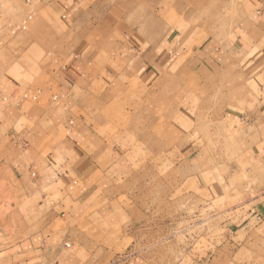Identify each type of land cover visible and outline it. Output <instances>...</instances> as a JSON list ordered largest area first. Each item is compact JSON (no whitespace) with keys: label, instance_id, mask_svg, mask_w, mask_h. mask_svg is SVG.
I'll use <instances>...</instances> for the list:
<instances>
[{"label":"crops","instance_id":"obj_1","mask_svg":"<svg viewBox=\"0 0 264 264\" xmlns=\"http://www.w3.org/2000/svg\"><path fill=\"white\" fill-rule=\"evenodd\" d=\"M7 9L15 10L16 20H24L25 24L20 25L23 30L31 25L32 35L24 40L31 44L47 41L45 48L34 43L28 51L15 54L20 77L11 78L13 86L4 85L7 95L15 99L17 90L22 91L24 96L18 103L21 109L30 99L38 105L63 104V110L79 113L69 119H77L81 131L77 126H66L69 139L77 137L86 142L94 136L98 143L94 153L106 159L105 163L97 159L96 164H76L70 158L63 164H53L50 156L52 160L30 165L34 184L39 189L52 186L55 179L50 171L56 170H62L75 185L85 179L81 194L90 195L89 199L94 196L85 207L89 211L93 208L90 204H95L96 218L101 221L95 234L100 230L107 235L132 237L137 218L119 206L122 185L116 157L121 150L93 134V126L85 122H114L104 113L114 111L125 99L134 105L143 103L140 121H165L167 88L166 82L158 78L165 75L164 66L173 56L181 60L189 57L185 63L176 59L174 70L204 80L207 104L213 97L218 98L216 94L221 95L217 103L225 110L224 117L218 119L237 139L236 151L244 154L237 168L249 176L254 173L256 182L252 186L264 187V0H0V28L11 18ZM115 51L131 56L133 64L117 67L112 59ZM0 70L7 71L6 67ZM25 77L32 81L22 82ZM34 110L25 116L38 127L44 116L51 118L50 112L36 108L40 112L36 114ZM214 112L210 109L208 121L215 122ZM145 126H141L143 136H152ZM244 204L246 212L237 229L228 227L229 233L233 230L231 233L241 238L240 242L222 245L216 249L218 253L213 251L210 259L200 264H264V191ZM119 209L123 211L121 216ZM68 235L62 230L41 236V244L32 247L39 256L32 264H89L87 251H91L92 242L88 239L85 246L75 248L76 243H67ZM36 239L39 243V236ZM131 246L135 244L128 248ZM95 248L113 251V247ZM125 258H130L128 264H139L141 260L140 264H147L140 256Z\"/></svg>","mask_w":264,"mask_h":264},{"label":"rangeland","instance_id":"obj_2","mask_svg":"<svg viewBox=\"0 0 264 264\" xmlns=\"http://www.w3.org/2000/svg\"><path fill=\"white\" fill-rule=\"evenodd\" d=\"M7 10L11 18L0 28V69H7L0 70V264H32L39 257L33 248L41 244L43 235L62 230L70 234L66 242L76 243L74 247L85 246L88 239L93 244L91 248L113 247V251L90 248L89 264H128L130 258H122L131 255L144 258L147 264H200L210 259L213 251L218 253L216 249L222 245L240 242L241 238L232 234L233 230L229 233L228 227L237 229L246 212L245 200L264 191V187L252 186L256 182L254 173L249 176L237 168L244 154L236 151L237 139L218 119L224 117L225 110L217 103L221 95L216 94L218 98L213 97L212 103L207 104L204 80L183 71L175 72L174 61L181 57L173 56L164 66L166 76L161 74L158 78L166 82L167 88L165 121H140L143 103L134 105L125 99L117 109L104 113L114 122H85L93 126V134L121 150L116 157L118 181L122 185L119 206L137 218L132 237L107 235L100 230L94 233L101 228V221L96 218L95 204H90L93 208L89 211L85 207L94 197L89 199L90 195L81 194L85 179L75 185L62 170L50 171L55 182L39 189L29 171L34 162L42 164L52 160L50 156L53 164H63L70 158L76 164H96L97 159L105 163L106 159L105 155L94 153L95 142L98 144L94 136L86 142L77 137L69 139L66 126H77L81 131L80 122L74 119L79 113L63 110V104L38 105L30 99L21 109L18 103L23 92L18 89L15 99L7 95L4 85L13 86L11 78L20 77L16 73L15 54L28 51L34 43L43 44L44 48L47 45L45 40L32 44L24 40L26 35H32L30 24L14 33L25 23L15 19V10ZM182 58L184 63L189 60ZM112 59L119 68L134 60L118 51ZM27 80L32 81L25 77L22 82ZM36 108L50 112L51 116L49 120L44 116L40 127L25 116L33 109L40 114ZM155 108L158 110V106ZM210 109L215 111V122L208 121ZM70 116L74 118L69 119ZM142 125L155 136L144 137ZM122 210L119 209V216ZM131 243L135 244L132 249L128 248Z\"/></svg>","mask_w":264,"mask_h":264},{"label":"built area","instance_id":"obj_3","mask_svg":"<svg viewBox=\"0 0 264 264\" xmlns=\"http://www.w3.org/2000/svg\"><path fill=\"white\" fill-rule=\"evenodd\" d=\"M21 28H23V27L16 28V29L14 30V33L18 32V30H20Z\"/></svg>","mask_w":264,"mask_h":264},{"label":"bare ground","instance_id":"obj_4","mask_svg":"<svg viewBox=\"0 0 264 264\" xmlns=\"http://www.w3.org/2000/svg\"><path fill=\"white\" fill-rule=\"evenodd\" d=\"M176 4H178V3L176 2Z\"/></svg>","mask_w":264,"mask_h":264}]
</instances>
